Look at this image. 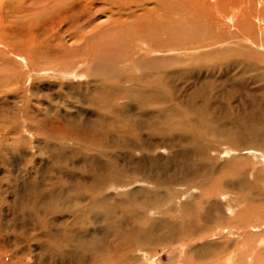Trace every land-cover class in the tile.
I'll return each mask as SVG.
<instances>
[{"label":"rangeland","instance_id":"374dc122","mask_svg":"<svg viewBox=\"0 0 264 264\" xmlns=\"http://www.w3.org/2000/svg\"><path fill=\"white\" fill-rule=\"evenodd\" d=\"M0 4V264H264V0Z\"/></svg>","mask_w":264,"mask_h":264},{"label":"bare ground","instance_id":"6f19581e","mask_svg":"<svg viewBox=\"0 0 264 264\" xmlns=\"http://www.w3.org/2000/svg\"><path fill=\"white\" fill-rule=\"evenodd\" d=\"M77 1H78V0H77ZM47 2H48V1H47ZM80 2H81V1H80ZM42 3H43V2H42ZM68 4H69V3H68ZM0 5H2V4H0ZM69 5H70V4H69ZM4 6H5V5H4ZM58 6H59V5H58ZM63 6H64V5H63ZM2 7H3V6H2ZM61 7H62V6H61ZM6 8H7V7H6ZM67 8H69V7H67ZM7 9H9V8H7ZM42 9H43V8H42ZM57 9H58V8H57ZM43 10H44V9H43ZM55 10H56V9H55ZM72 10H74V9H72ZM77 10H79V9H77ZM52 11H53V10H52ZM3 13H4V12H3ZM56 13H57V12H56ZM58 13H59V12H58ZM61 13H63V12H61ZM211 13H212V12H211ZM6 14H7V13H6ZM9 14H10V13H9ZM66 14H68V13H66ZM7 15H8V14H7ZM222 15H223V14H222ZM222 15H221V16H222ZM221 16H220V17H221ZM9 17H10V16H9ZM66 17H67V16H66ZM4 18H5V17H4ZM51 18H52V17H51ZM62 18H63V17H62ZM70 18H71V17H70ZM229 18H230V17H229ZM53 19H54V18H53ZM243 19H244V16L242 17V21H243ZM56 20H58V18H56ZM231 20H232V19H231ZM237 20H239V22H240L241 19H238V18H237ZM6 21H7V19H6ZM12 21H13V20H12ZM53 21H54V20H53ZM53 21H52V22H53ZM208 21H209V20H208ZM210 21H211V20H210ZM224 21H225V20H224ZM242 21H241V22H242ZM54 22H55V21H54ZM62 22H63V21H62ZM211 22L213 23L214 21H211ZM231 22H232V21H231ZM241 22H240V23H241ZM6 23H7V22H6ZM19 23H21V21H20ZM58 23H59V21H58ZM221 23H222V22H221ZM8 24H9V23H8ZM8 24H7V25H8ZM10 24H11V23H10ZM244 24H245V23H244ZM1 25H6V24H1ZM35 26H36V25H35ZM45 26H46V25H45ZM52 27H53V26H52ZM152 35H153V34H152ZM150 37H151V36H150ZM150 37H149V38H150ZM153 37H154V36H153ZM153 37H151V38H153ZM151 38H150V39H151ZM152 40H153V39H152ZM152 44H153V43H152ZM151 46H152V45H151ZM158 47H159V46H158ZM238 171H239V170H238ZM116 230H117V229H116Z\"/></svg>","mask_w":264,"mask_h":264}]
</instances>
